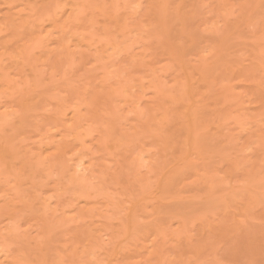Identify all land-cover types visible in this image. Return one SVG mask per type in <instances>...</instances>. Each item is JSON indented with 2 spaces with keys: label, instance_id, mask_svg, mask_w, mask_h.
I'll list each match as a JSON object with an SVG mask.
<instances>
[{
  "label": "rangeland",
  "instance_id": "1",
  "mask_svg": "<svg viewBox=\"0 0 264 264\" xmlns=\"http://www.w3.org/2000/svg\"><path fill=\"white\" fill-rule=\"evenodd\" d=\"M165 2L125 22L141 25L133 33L112 24L118 31L99 35L102 21L94 22L83 38L89 52L77 59L57 60L50 24L36 39L13 23V107L0 108L11 112H0V136L13 138V164L0 158V203L12 209L0 213V264H227L236 256L235 264H252L259 253L253 263L264 264V112L255 91V79L264 80V0ZM183 53L202 67L197 76L207 71L209 88H177ZM192 110L209 122L189 148ZM64 136L69 145L57 155L54 142ZM217 223L226 239L219 232L212 247L189 245Z\"/></svg>",
  "mask_w": 264,
  "mask_h": 264
},
{
  "label": "bare ground",
  "instance_id": "2",
  "mask_svg": "<svg viewBox=\"0 0 264 264\" xmlns=\"http://www.w3.org/2000/svg\"><path fill=\"white\" fill-rule=\"evenodd\" d=\"M100 2V3H99ZM22 6L23 5V10H22V12H20V10H19V8L17 9V10H19V11H14V9L15 8H17L16 6ZM163 5H166V2H165V0H104V1H100V0H0V98H4V100H2V101H4L3 103H1L0 104V108H1V105H5V108H7V109H9V107H13V105H11V103L13 102V29L15 30V28H13V27H15L16 25H14V24H17V28H21V29H19L18 31H19V33H20V30L23 32V33H27V34H29L31 37H36V39H37V37H39V36H36L37 34H38V32H40V33H43L44 31V28H46V26H45V24L47 23V25L48 24H50V27L54 30H52L51 28H49L48 26V28L49 29H51L54 33H57L56 34V39L55 38H53L55 41V46H54V48H52L51 49V51L52 52H54L55 54H56V56L58 57L57 58V60H61V59H64V58H67L68 56H72L73 58L72 59H75L77 56L78 57H80V55H85L86 53H88L89 52V44L88 43H83V38L85 37V36H87V35H89L91 32H92V25H93V23L94 22H99V21H102V25H100L101 27H97V28H95V30H97V29H99V31H104V33H105V35H106V33L109 31V29H110V31L109 32H112L111 30H113L114 29V27H116L117 28V26H116V24H118V27H120V28H118V30L119 29H121L122 28V30H123V27H124V30H125V28H127L126 26H124L125 24V22H126V24L128 25V23L127 22H132V24L133 23H135V22H137L138 20H139V18L142 16V13H143V8H144V6H146V7H148V10H150L151 9V7H155L156 6V9H155V11H161L160 10V7H162ZM63 6L65 7V6H67V9H65V8H63ZM70 6V7H69ZM86 6V7H85ZM88 6V7H87ZM90 6V7H89ZM68 7H69V9H68ZM86 8V11L87 10H89V8L92 10V8H93V10L94 11H91V10H89V11H91V13L89 12V13H84V9ZM88 8V9H87ZM95 10H97V11H95ZM85 11V12H86ZM161 16H163V15H161ZM160 18H162V17H160ZM150 19L148 18V20L147 21H149ZM130 22H129V25H130ZM14 23V24H13ZM120 23L121 24H123V25H120ZM112 24L113 25H115L114 27L112 26ZM111 25V26H110ZM19 26V27H18ZM123 26V27H122ZM40 27V28H39ZM113 27V28H112ZM129 27H131V26H129ZM128 27V28H129ZM134 27H135V29L137 28V27H141V25L140 26H133V27H131L130 29V33L132 32V29H134ZM16 28V29H17ZM48 28H47V30H48ZM112 28V29H111ZM127 28V30H129ZM46 30V29H45ZM50 30V31H51ZM94 30V31H95ZM115 30V29H114ZM118 30H115V31H118ZM126 30V31H127ZM136 30H138V29H136ZM139 30H141V29H139ZM47 32V34L48 33H51V32ZM98 30L95 32V33H98L99 32ZM125 31V32H126ZM134 31V30H133ZM52 32V33H53ZM124 32V31H123ZM122 32V33H123ZM124 32V33H125ZM141 32V31H140ZM152 32H154V31H152ZM152 32H150V34H154V33H152ZM14 33H16V32H14ZM18 33V34H19ZM39 33V34H40ZM50 34V35H53V34ZM100 33V32H99ZM98 33V34H99ZM103 33V32H102ZM128 33H129V31H128ZM133 33V32H132ZM20 34H22V33H20ZM20 34H19V36H20ZM44 34V33H43ZM183 34H184V32H183ZM182 34V35H183ZM15 35V34H14ZM22 35H24V34H22ZM55 35V34H54ZM100 35V34H99ZM104 34H103V36H105ZM108 35V34H107ZM119 35H122V37L124 36V38L126 37V36H129V38L128 37H126V40L125 41H127V39H130V37H131V35H129V34H121V30H120V34ZM18 36V35H17ZM45 36V35H44ZM47 36V35H46ZM167 37H168V35H166ZM165 36V38L167 39V37ZM34 37V38H35ZM148 37V36H147ZM169 37H170V35H169ZM168 37V38H169ZM17 37L15 36V38L14 39H16ZM27 38L29 39V42H28V44H27V46L29 45V44H31V41H34L33 40V38H32V40H31V38H29L28 36H27ZM40 38H43V36H41ZM40 38H39V41L40 42H42L44 39H42V41L40 40ZM45 38V37H44ZM124 38H123V41H124ZM20 39H21V37H20ZM24 39V38H23ZM27 39V40H28ZM35 39V40H36ZM17 41V40H16ZM53 41V40H52ZM180 41V40H179ZM40 42H38V43H40ZM44 42V41H43ZM42 42V43H43ZM33 43V42H32ZM41 43V44H42ZM53 43V42H52ZM25 45H26V43H24ZM120 44V43H119ZM170 44V47H169V49H173L174 51H177V49L178 48H175V47H178V46H175L176 44H174V42L172 41V42H170L169 43ZM25 45L23 46V48H25ZM34 45V44H33ZM48 45V44H47ZM37 46V45H36ZM42 46H43V44H42ZM117 46H118V44H117ZM116 46V47H117ZM32 47V46H31ZM120 46H118L116 49H118ZM121 47H123V46H121ZM125 47H126V45H125ZM40 48V47H39ZM124 48V47H123ZM25 49H27V48H25ZM25 49H23L24 50V52H25ZM31 49V48H30ZM45 49V48H44ZM120 49V48H119ZM122 49V48H121ZM121 49H120V51H121ZM126 49V48H125ZM125 49H123V51H121V53H124L125 54V56H126V54L127 55H129L128 53L130 52H128L127 53V50H125ZM46 50V49H45ZM118 51V50H117ZM52 52H51V54H52ZM126 52V53H125ZM27 53H29V52H27ZM27 53L25 54L26 56H27ZM132 53L133 52H131L130 53V55L131 56H129V57H133L132 56ZM24 54V53H23ZM31 54V53H30ZM184 54V53H183ZM185 55V54H184ZM28 56H30L29 54H28ZM55 56V55H54ZM127 57V56H126ZM134 58V57H133ZM200 58L202 59V56H200ZM210 58V57H209ZM208 57L206 58V59H209ZM77 59V58H76ZM181 61H180V63H181V72H182V75H183V81H178L177 82V88L180 90V91H182V92H184L185 90H182L183 89V87H185V89L188 87L189 89L190 88H196V87H201V83H202V87H204V88H209V85H208V83H210V82H207V81H210V80H208V78H207V80L206 79H203V75H204V73H205V75H206V72H201V71H203L202 69H201V71L200 72H198V76L196 75L197 73H196V71H195V69L196 68H202L200 65H199V67H198V65L196 64H194V63H191V62H186V61H188L187 59H186V55H185V58H184V56H183V58L182 57H180L179 58ZM184 59H186V61L184 60ZM201 59H200V61H201ZM133 61H134V59H132ZM132 61V62H133ZM199 61V62H200ZM205 61V60H204ZM192 62H193V60H192ZM206 62V61H205ZM209 62V61H208ZM134 63V62H133ZM203 63V62H202ZM202 63H200V64H202ZM135 64V63H134ZM129 65V64H128ZM127 64H125V66L126 67H128L127 69H128V71H129V66H128ZM222 65V64H221ZM224 65V64H223ZM252 65V64H251ZM249 67V65H246L245 67ZM247 67V68H248ZM250 67H252V66H250ZM263 66H261L260 68H262ZM212 69V67L210 68V71H211V73L213 72V71H215V70H211ZM246 69V68H245ZM263 69H264V67H263ZM205 70V69H204ZM209 71V70H208ZM262 71V70H261ZM217 72V71H216ZM264 72V71H263ZM209 73V72H208ZM214 74V73H213ZM207 75H210V74H207ZM241 75V74H240ZM205 77V76H204ZM242 77V76H241ZM241 77H240V79H241ZM262 77H263V74H262ZM264 78V77H263ZM215 79V78H214ZM218 79V78H217ZM249 79V78H248ZM216 80V79H215ZM243 80H244V77H243ZM249 81V80H248ZM255 83H258V84H256V86L258 85L259 86V88H257V87H255V88H257L256 90H255V88H253L256 92H258V98L256 97V99L257 100H260L259 101V103L261 102V103H263V104H261V106H263L264 107V80L262 81V79H261V81H259V79H255ZM215 82V81H214ZM213 82V83H214ZM222 82V84L224 85V84H227V83H223V81H221ZM203 83H205V85H203ZM216 83V82H215ZM252 83H254V82H252ZM254 83V84H255ZM200 84V85H199ZM222 84H220V85H222ZM229 84V83H228ZM227 84V85H228ZM236 84V83H235ZM206 85H208V86H206ZM230 86H231V84H229ZM238 85H243L242 83L241 84H238ZM237 85V86H238ZM233 86V85H232ZM235 86V85H234ZM233 86V87H234ZM236 87V86H235ZM228 88V87H227ZM231 88V87H230ZM230 88H228V89H230ZM225 89V93L227 92L226 90V88H224ZM249 89V88H248ZM248 89H247V92H248ZM252 89V88H251ZM258 89H260V91L258 90ZM221 90H223V89H221ZM232 90V89H231ZM250 90V89H249ZM254 90H252L253 92H255ZM220 91V90H219ZM251 91V90H250ZM192 91H189L188 89H186V93H191ZM221 92V91H220ZM223 92V91H222ZM222 92H221V94H222ZM255 92V93H256ZM224 93V94H225ZM228 93V92H227ZM230 93V92H229ZM245 93V92H244ZM251 94H252V92H250ZM254 93V95L256 96V94ZM249 94V93H248ZM98 96V95H97ZM96 95H95V98L97 97ZM6 99V100H5ZM252 99H254V96H253V98ZM1 100V99H0ZM252 101V100H251ZM254 103V102H253ZM260 106V108H262L263 109V107H261ZM251 108H252V106H250ZM256 107V106H255ZM257 108V107H256ZM13 109V108H12ZM11 109V110H12ZM253 109V108H252ZM259 110L260 112L262 111V112H264V110ZM6 109H4V111L3 110H0V112L2 111V112H6V111H9V110H6ZM254 110V109H253ZM12 112H13V110H12ZM195 112V113H194ZM197 112V110H192V111H190V113L189 114H187L186 115V120L188 121V122H190V123H193V122H195L196 123V126H192L191 124H187V125H185L186 126V128H187V130H188V132L186 133V134H188V135H186V145H193V146H195V144H196V142H198V139H197V137H199L198 136V131H199V129L201 130V128H200V126H202L203 124V122L205 121H208L209 122V118L207 117V119L206 118H204L203 117V115H204V112H203V110H198V112ZM256 112V111H255ZM257 112H258V110H257ZM259 113V112H258ZM3 114H11V112H6V113H3ZM13 114V113H12ZM166 116V115H165ZM174 116V115H173ZM73 117L74 118H76V113L73 115ZM176 117V116H175ZM141 118H142V116H141ZM166 119L168 118L167 116L165 117ZM173 118V117H172ZM143 119H144V117H143ZM177 119H179V117H177ZM6 120V119H5ZM144 120H142L141 122H143ZM77 122H80V119H78L77 120ZM145 122V121H144ZM200 122H201V124L202 125H200ZM204 122V125H206V123ZM207 122V123H208ZM141 124H143V123H141ZM148 123H147V121L145 122V125L144 126H146ZM204 125H203V127H204ZM144 126H142L141 125V127H144ZM148 126L149 125H147L145 128H147V130H148ZM184 126V127H185ZM207 126V125H206ZM205 126V127H206ZM220 126V125H219ZM202 127V128H203ZM185 128V129H186ZM263 129V128H262ZM137 130V129H136ZM146 130V131H147ZM186 130V131H187ZM207 130V129H206ZM0 133H2V130L0 129ZM149 131V130H148ZM253 131V130H252ZM258 132L260 131L259 130V128H258V130H257ZM256 130L253 132V133H255V132H257ZM112 133V131H108V134L109 133ZM209 132V131H208ZM212 132V131H211ZM250 132V131H249ZM133 133L135 134L136 133V131L134 132L133 131ZM202 133V132H201ZM231 133V132H230ZM260 133H263V131L262 132H260ZM249 134V133H248ZM259 133H257L256 135H258ZM264 134V133H263ZM263 134H262V137L261 138H259L258 139V142H262V140H264V138H263ZM209 135H210V133H209ZM217 135V134H216ZM220 135V134H219ZM260 135V134H259ZM250 137L252 136V134L251 135H249ZM256 137V136H255ZM258 137V136H257ZM260 137V136H259ZM212 138V137H211ZM263 138V139H262ZM61 139V138H60ZM63 139V140H62ZM62 139L60 140V141H57V143L56 142H54L56 145V147H55V149H54V151H55V153L57 154V155H59V154H61V153H63V152H61L62 150H65V148L66 147H68V145H69V143H68V139H67V136H64V137H62ZM200 139V138H199ZM254 139V138H253ZM261 139V140H260ZM52 140V139H51ZM55 140V139H54ZM66 142H65V141ZM205 140V139H204ZM208 140H209V138H208ZM255 140H256V138H255ZM260 140V141H259ZM199 141H201V140H199ZM59 142V143H58ZM203 142V141H202ZM255 142V141H254ZM257 142V141H256ZM68 143V144H67ZM102 143V142H101ZM199 143V142H198ZM263 143H264V141H263ZM263 143H261V144H263ZM201 144V143H200ZM67 145V146H66ZM207 145V144H206ZM260 145V144H259ZM192 146V147H193ZM264 146V145H263ZM48 147V146H47ZM50 147V146H49ZM49 147H48V149H49ZM254 147V146H253ZM257 147V146H256ZM256 147H254V148H256ZM259 147H262V146H259ZM189 148H191L190 146H189ZM193 150H195L194 148H193ZM251 150V149H250ZM253 150V149H252ZM54 151H52V153H54ZM256 151V150H255ZM254 151V152H255ZM258 151V150H257ZM61 152V153H60ZM65 152V151H64ZM257 153H260V152H257ZM250 154V153H249ZM254 154V153H253ZM252 154V155H253ZM251 155V154H250ZM256 155V154H255ZM259 155V154H258ZM263 155V154H262ZM10 157L11 159L13 158V138H12V136H8V135H6V134H4V135H1L0 136V158L1 159H3L4 161H1V162H3L2 164L3 165H5V163H8V164H13V159L11 160V161H5V158L4 157ZM135 157V158H134ZM133 158H132V161H134L135 159H137V156H134ZM247 157H250V156H248V154H247ZM252 157V156H251ZM250 157V158H251ZM246 158V157H245ZM258 158V157H257ZM0 159V160H1ZM139 159V158H138ZM249 159V158H248ZM247 159V160H248ZM252 160H253V157H252ZM255 160H256V158H255ZM251 161V159L249 160V162ZM131 162V160L129 161V163ZM135 162H137V161H135ZM138 162H140V161H138ZM191 163V162H190ZM252 163V162H251ZM256 162H254V164L253 165H256L255 164ZM134 164H137V163H134ZM259 164V163H258ZM257 164V165H258ZM67 165V164H66ZM69 165V164H68ZM191 165H193V164H191ZM253 165H251V167H253ZM257 165H256V168H257ZM8 166V165H7ZM128 166V165H127ZM129 166H130V168H132V164L130 163L129 164ZM128 166V167H129ZM189 166V165H188ZM8 167H10V165L8 166ZM135 167V166H134ZM10 168H12V167H10ZM151 168V167H150ZM254 169V168H253ZM150 171H152V168L150 169ZM258 171V170H257ZM160 172V171H159ZM12 174H13V172H11ZM71 173V172H70ZM161 173V172H160ZM176 174L178 173V172H175ZM72 174V173H71ZM157 175H158V173H157ZM160 175V174H159ZM158 175V180L161 178V176H163V173L159 176ZM181 175V174H180ZM139 175L137 174V177H138ZM164 176H167V173H164ZM182 176V175H181ZM170 177V176H169ZM171 177H173L172 176V174H171ZM176 176L174 175V178H175ZM138 178H141L140 176L138 177ZM143 178V177H142ZM165 178V177H164ZM164 178L162 177V179L164 180ZM173 178V180L175 181V179ZM177 178V177H176ZM165 179H167V178H165ZM172 179V178H171ZM183 179V178H182ZM137 180V179H136ZM161 180V179H160ZM159 180V181H160ZM181 180V179H180ZM138 181H141L140 179H138ZM167 181H169L168 179H167ZM177 181V180H176ZM184 181V180H183ZM173 182V181H172ZM178 182V181H177ZM181 182V181H180ZM250 191H252L253 192V190L251 189ZM238 192V191H237ZM233 193H234V191H233ZM251 196V195H250ZM255 196V195H254ZM194 197V196H193ZM243 197H241L240 199H242ZM252 198V197H251ZM243 199H245V197L243 198ZM252 200H253V198H252ZM13 201V200H12ZM11 201V202H12ZM241 201V200H240ZM244 201H246V199L244 200ZM254 201V200H253ZM252 201V202H253ZM241 202H243V201H241ZM252 202H250V203H252ZM254 202H256V201H254ZM13 203V202H12ZM250 203L248 202V204L250 205ZM237 204H239L241 207L243 206V204H245L244 202L243 203H238L237 202ZM236 204V205H237ZM242 204V205H241ZM248 204H246V205H248ZM9 205H11L10 203H9ZM9 205H7V203H5V204H1L0 203V213H2V212H4V211H9L10 209H12V207H10V208H6L5 206H9ZM252 207L253 206H255V205H251ZM239 207V206H238ZM237 207V208H238ZM245 207V206H244ZM243 207V208H244ZM6 209V210H5ZM238 209H240L241 210V208H238ZM246 209V208H245ZM248 209V208H247ZM246 209V210H247ZM243 211H245L246 213H247V211L246 210H244V209H242ZM7 211V212H8ZM12 211V210H11ZM249 211V210H248ZM255 211H257V210H255ZM13 213V212H12ZM244 214V213H243ZM10 215H11V213H10ZM225 215V214H224ZM246 217V216H245ZM248 217V216H247ZM10 218V217H9ZM11 218H13V217H11ZM236 218V217H235ZM218 219V218H217ZM245 219V218H244ZM215 220V219H214ZM213 220V221H214ZM221 220V219H220ZM13 221V220H12ZM221 221H223V220H221ZM228 221V220H227ZM232 221V220H231ZM243 221V220H242ZM247 221V220H246ZM218 222V221H217ZM225 222V224H226V220L224 221ZM224 222H222V223H224ZM250 222V221H249ZM248 222V223H249ZM252 222V221H251ZM215 224H216V222H214ZM236 223H237V221L235 222V224L234 225H236ZM246 222H244V223H242V226L245 224ZM264 223V222H263ZM221 224V223H220ZM220 224H218L217 223V226L216 225H214V224H212L211 226L213 227V226H216V228L215 229H213L212 227H210V228H212V229H210V236H209V234H203V233H201L200 235H199V237L195 240H193L192 242H190L189 243V245H191V247H195V248H203L204 246L206 247V246H209V247H212L213 245L211 244L212 243V239H211V235H212V237H215L216 235H215V233L217 234H220V233H222L223 231L224 232H226L227 233V231H225V230H223V229H227V228H224V226L223 225H220ZM237 224H239V226L238 227H240V222L239 223H237ZM247 224V223H246ZM227 226V225H226ZM231 226H233V225H231ZM241 226V227H242ZM245 226H248V225H245ZM11 227V226H10ZM13 227V226H12ZM207 228H208V226H206ZM223 227V228H222ZM237 227V226H236ZM236 227H234V228H231V229H235ZM230 228V227H229ZM243 228V227H242ZM10 229H12V228H10ZM9 229V230H10ZM81 229V228H80ZM245 229H246V227H245ZM82 230V229H81ZM208 229H204V231L206 232ZM248 230V229H247ZM12 232H13V229L11 230ZM11 231H9V233L11 232ZM209 231V230H208ZM237 231V230H236ZM245 231V230H244ZM249 231H251V230H249ZM220 232V233H219ZM223 232V233H224ZM247 232V231H246ZM207 233V232H206ZM209 233V232H208ZM222 233V237L224 236V234ZM226 233H225V238L224 239H226L227 238V236H226ZM237 233V232H236ZM249 233H251V232H249ZM254 233V232H253ZM242 235H243V232L241 233ZM252 234V233H251ZM251 234H249L250 235V237L248 236V234L246 233V235H247V237H248V239L247 240H249V238H251L252 236H253V234H252V236H251ZM240 235V234H239ZM245 235V234H244ZM243 235V236H244ZM245 235V236H246ZM193 236H195V235H193ZM193 236H191V238L193 237ZM221 236V235H220ZM237 237H238V235H236ZM74 237V236H73ZM218 237V236H217ZM216 237V238H217ZM240 237V236H239ZM221 238V237H220ZM253 239L255 238L254 236L252 237ZM257 238V237H256ZM256 238L253 240H250V241H253V242H255L256 241ZM234 239H235V237H234ZM243 239V238H242ZM236 240V239H235ZM237 240H240L239 238H237ZM219 241V240H218ZM216 242V245L220 248V246H219V244H220V241L219 242ZM225 240H221V242L223 243H221V245H224L225 244V242H224ZM237 242V241H236ZM240 242V241H239ZM242 242H244V241H242ZM249 242V241H248ZM257 243V242H256ZM256 243H253V244H256ZM210 244H211V246H210ZM227 244L228 243H226L225 245L227 246ZM230 244V243H229ZM228 244V245H229ZM249 243H247V245H248ZM250 244H251V242H250ZM253 244H252V246H253ZM216 246V247H217ZM240 246V245H239ZM249 247H250V245H248ZM217 247V248H218ZM222 247L223 246H221V249H222ZM234 247V246H233ZM233 247H232V249H231V247H229V246H227V248L230 250V252L231 251H233ZM225 248V247H224ZM226 249V248H225ZM246 249H248V248H246ZM234 250H235V248H234ZM239 250V249H238ZM260 250V249H259ZM258 250V251H259ZM217 251H220V250H217ZM236 251V250H235ZM239 251H241V250H239ZM262 251V250H261ZM260 251V252H261ZM221 252V251H220ZM249 252V251H248ZM247 251H246V253L245 254H252V253H248ZM154 253V252H153ZM243 253L241 252V255H242ZM253 254H255V252H253ZM256 254H258L257 252H256ZM260 254V253H259ZM258 254V256H260ZM220 256H221V254H220ZM236 256V255H235ZM235 256H233V257H235ZM247 256V255H246ZM257 256V257H258ZM237 258L239 257V256H236ZM235 257V258H236ZM257 257L255 258L254 257V259H251V261H253L254 262V260L255 259H257ZM235 258H233L232 259V257H231V259H230V257H228V259H230V260H228V261H230L231 263H236V262H238L237 260H239V258L238 259H235ZM253 258V257H252ZM260 258V257H259ZM234 259L236 260V262H232L231 260H233L234 261ZM242 258H240V260H241ZM244 259V258H243ZM245 259H248V256L245 258ZM261 260V259H260ZM227 261V264L229 263ZM248 261H250L249 259H248ZM242 262H243V260H242ZM252 262V264H256V263H253ZM255 262H257L256 260H255ZM240 263V262H239ZM248 263V262H247ZM242 264H245V263H242ZM251 264V263H250ZM258 264V263H257Z\"/></svg>",
  "mask_w": 264,
  "mask_h": 264
}]
</instances>
